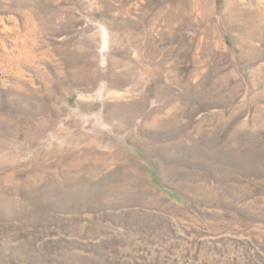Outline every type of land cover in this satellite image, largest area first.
Segmentation results:
<instances>
[{"label":"rangeland","instance_id":"rangeland-1","mask_svg":"<svg viewBox=\"0 0 264 264\" xmlns=\"http://www.w3.org/2000/svg\"><path fill=\"white\" fill-rule=\"evenodd\" d=\"M0 264H264V0H0Z\"/></svg>","mask_w":264,"mask_h":264}]
</instances>
